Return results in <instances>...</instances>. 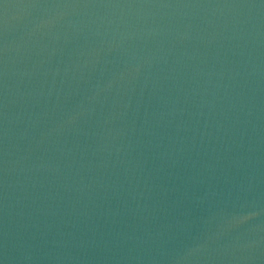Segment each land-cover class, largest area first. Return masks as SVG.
Here are the masks:
<instances>
[{"label": "water", "instance_id": "1", "mask_svg": "<svg viewBox=\"0 0 264 264\" xmlns=\"http://www.w3.org/2000/svg\"><path fill=\"white\" fill-rule=\"evenodd\" d=\"M263 227L264 0H0V264Z\"/></svg>", "mask_w": 264, "mask_h": 264}]
</instances>
